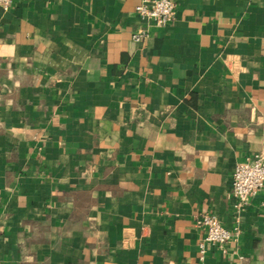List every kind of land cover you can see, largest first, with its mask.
I'll return each instance as SVG.
<instances>
[{"label": "crops", "instance_id": "crops-1", "mask_svg": "<svg viewBox=\"0 0 264 264\" xmlns=\"http://www.w3.org/2000/svg\"><path fill=\"white\" fill-rule=\"evenodd\" d=\"M139 1L0 6V264H264V0ZM205 212L239 233L202 259Z\"/></svg>", "mask_w": 264, "mask_h": 264}, {"label": "built area", "instance_id": "built-area-1", "mask_svg": "<svg viewBox=\"0 0 264 264\" xmlns=\"http://www.w3.org/2000/svg\"><path fill=\"white\" fill-rule=\"evenodd\" d=\"M14 0H0L3 9H9ZM136 10L145 21H153L156 25L165 26L171 23L177 13L175 0H140ZM149 34V28L142 26L133 34L134 40L140 41ZM232 193L235 207L241 208L249 202L251 196L257 195L264 188V150L254 152L245 160L237 163L233 170ZM196 223L204 230V236L199 243V252L205 258L207 245H215L224 249L234 236L239 233V227L234 231L222 224L219 217L212 213H202Z\"/></svg>", "mask_w": 264, "mask_h": 264}]
</instances>
